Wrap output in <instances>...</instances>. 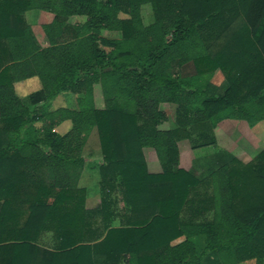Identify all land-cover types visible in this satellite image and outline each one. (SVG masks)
Instances as JSON below:
<instances>
[{
  "label": "trees",
  "instance_id": "1",
  "mask_svg": "<svg viewBox=\"0 0 264 264\" xmlns=\"http://www.w3.org/2000/svg\"><path fill=\"white\" fill-rule=\"evenodd\" d=\"M32 10L55 15L48 47ZM188 63L195 74L182 77ZM216 71L221 95L205 88ZM33 77L42 88L20 98L15 84ZM67 91L77 108L55 109ZM162 104L176 106V129H160ZM225 120L264 121V0H0V264H264V149L203 175L180 167L179 141L215 146ZM94 130L101 201L89 208L80 180Z\"/></svg>",
  "mask_w": 264,
  "mask_h": 264
},
{
  "label": "crops",
  "instance_id": "2",
  "mask_svg": "<svg viewBox=\"0 0 264 264\" xmlns=\"http://www.w3.org/2000/svg\"><path fill=\"white\" fill-rule=\"evenodd\" d=\"M146 5L149 6V10H145V17L147 20L151 19V22L147 24L150 25L154 21L153 9L150 4H144L142 6L141 15L144 22V7ZM121 17L127 18L128 15H121ZM54 18H55L54 14L40 10H32L25 14L26 22L28 23V25L31 26L32 30L34 31V34L36 35L40 45L43 48L49 46V42L45 35L43 27L45 25L52 23ZM85 20H86L85 17L75 16L71 18L70 22L72 24H81L84 23ZM102 33H104L105 35L109 33L112 35H116L117 37L115 38H120V33L117 32L103 31ZM108 38H114V37H108ZM180 74L182 77L194 76L195 71L192 63H188L182 66L180 70ZM204 83L207 91H210L211 94H217V95L224 94L228 86L227 84L228 82L226 81L221 71H216L212 75V77L209 80L206 79ZM41 88L42 85L38 77H33L15 84L16 93L20 98H25L28 95L39 91ZM65 94H67V92H64L57 99H59L60 97H64L66 99ZM100 94H102V96ZM94 99H95L96 107L99 99L101 103H103L102 107L104 106L103 93L102 90L100 91L99 89H97V85L94 86ZM161 110H163L167 114L168 120L160 127V129L162 130L176 129V121H175L176 106L172 104H162ZM71 126H72L71 122L66 121L56 128V132H58L61 135H64L71 129ZM240 129H244L245 133H241ZM95 131L96 130H94L91 133L83 151V157L85 158L86 165L84 168L82 178L80 180V186L83 184L86 185L91 178L97 179L95 175L98 173V166L100 164L102 157H101L99 139L97 138L96 140H94L97 133ZM214 136L216 138V145L204 149H193L192 143L186 139H182L181 141H179L178 147L181 154L180 155L181 168L188 172L193 171L196 173V175H203L205 174V172H207L210 169L209 164L211 163L217 164L219 163V159L223 157L227 158L228 156H230L238 160H242L243 157L245 162H250L261 150L264 149V121L260 122L258 125L252 128L245 121L225 120L219 123L217 127L214 129ZM91 140H92V144H91ZM261 145L263 146L262 148ZM253 147H255L256 150L258 151L254 149L253 154H251V156L249 157L247 155V152L248 150H251ZM148 152L155 154V156L153 157L148 155ZM144 155L147 161L149 171L154 174L161 173L162 167L154 149L151 148L144 149ZM197 155L203 157L199 159ZM247 158L249 159L247 160ZM87 188L90 189V186L88 185ZM88 192L90 191L88 190ZM98 203H99V199L93 202L92 201L90 202L89 200L88 207L94 208Z\"/></svg>",
  "mask_w": 264,
  "mask_h": 264
},
{
  "label": "rangeland",
  "instance_id": "3",
  "mask_svg": "<svg viewBox=\"0 0 264 264\" xmlns=\"http://www.w3.org/2000/svg\"><path fill=\"white\" fill-rule=\"evenodd\" d=\"M145 10H149V6L148 5H146L145 7H144V24H149L150 22H151V19L150 20H147L146 19V17H145ZM103 36H107V37H117L116 35H112V34H102ZM228 84V83H227ZM228 87V86H227ZM97 89H99L100 91L102 90L101 89V86L100 85H97ZM76 94H79V93H75V92H71V91H67V94H65V96H66V99L64 98V97H60L59 99H57V100H55L54 101V108L56 109V108H61V107H70V108H77V97H78V95H76ZM101 96H102V94H100ZM98 104H97V108H99V109H102L103 107H102V104L103 103H101V101H100V99L98 100V102H97ZM96 132V131H95ZM240 132L241 133H245V130L244 129H240ZM98 138V135H97V133H96V137L94 138V140H96ZM94 143V142H93ZM91 144H92V140H91ZM263 146L261 145V148H262ZM200 149H204V148H200ZM254 149L256 150V148L255 147H253L251 150H248V152H247V155L250 157L251 156V154H253V151H254ZM256 151H258V150H256ZM180 152V151H179ZM257 153V152H256ZM148 155H150V156H155V154H152V153H149L148 152ZM181 155V154H180ZM102 157V156H101ZM197 157L200 159L201 157H203V156H198L197 155ZM150 158H152V157H150ZM249 158H247V160H248ZM101 160H102V158H101ZM238 160V159H237ZM239 161H241V162H244V163H248V162H245V160L243 159V157H242V160H239ZM100 164H101V161H100ZM99 164V165H100ZM220 163H217V164H213V163H211V164H209V167H211L212 169L213 168H215L216 166H218ZM99 167V166H98ZM181 167V166H180ZM95 177L97 178V179H93V178H91L90 179V181L85 185V184H83V185H81L82 187H84V188H86L87 189V206H88V201L90 200V202L92 201H95V200H98L99 199V203L96 205V207L100 204V201H101V194H100V190H99V181H100V174H99V171H98V173L95 175ZM88 185L90 186V189H88L87 187H88ZM88 190L90 191V192H88ZM92 192V193H91ZM98 192H99V194H98ZM49 236V235H48ZM49 238V237H48ZM46 242V241H45ZM52 244H53V242L51 243L49 240H47V246L48 247H52ZM242 264H254V262L252 261H249V262H245V263H242Z\"/></svg>",
  "mask_w": 264,
  "mask_h": 264
}]
</instances>
